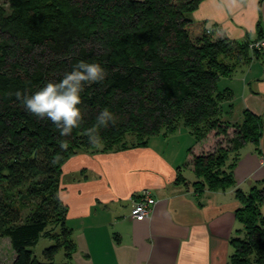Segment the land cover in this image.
<instances>
[{"label": "trees", "instance_id": "obj_1", "mask_svg": "<svg viewBox=\"0 0 264 264\" xmlns=\"http://www.w3.org/2000/svg\"><path fill=\"white\" fill-rule=\"evenodd\" d=\"M202 1L0 2V237L11 241L12 264H58L61 251L67 261L73 257L77 246L60 190L63 166L80 151L144 145L184 125L195 138L189 153L196 189L235 186L236 161L246 144L260 142L264 117L246 110L241 122L224 121L223 104L234 94L218 83L260 53L191 19ZM81 60L101 63L106 76L85 84L80 126L62 136L54 123L28 112L15 92L31 95ZM105 106L116 120L92 145L87 129ZM211 139L212 147L195 152ZM236 195L243 227L230 240L229 264H264V186ZM42 237L54 244L41 259L34 248Z\"/></svg>", "mask_w": 264, "mask_h": 264}, {"label": "crops", "instance_id": "obj_2", "mask_svg": "<svg viewBox=\"0 0 264 264\" xmlns=\"http://www.w3.org/2000/svg\"><path fill=\"white\" fill-rule=\"evenodd\" d=\"M238 43L264 39V0H203L189 14ZM220 90L233 91L222 119L239 123L244 112L264 117V55L253 56ZM215 139L196 145L212 147ZM195 138L181 125L144 145L106 152L80 151L63 166L60 197L77 250L65 264H229L237 220L238 189L264 186V130L258 145L248 143L234 167L235 186L198 191L189 149ZM180 179V181H179ZM181 179L184 181L181 182ZM150 189L157 200L151 216L132 217L133 196ZM264 216V203L261 205ZM67 262V263H66Z\"/></svg>", "mask_w": 264, "mask_h": 264}, {"label": "clouds", "instance_id": "obj_3", "mask_svg": "<svg viewBox=\"0 0 264 264\" xmlns=\"http://www.w3.org/2000/svg\"><path fill=\"white\" fill-rule=\"evenodd\" d=\"M106 76L104 66L99 62L79 61L71 70L63 73L59 80H49L31 95L17 90L28 112L37 118H46L55 124L62 136L70 135L80 126L81 103L85 84L103 81ZM116 114L110 107H103L95 117V123L87 129L88 141L98 145L102 141L99 130L115 122Z\"/></svg>", "mask_w": 264, "mask_h": 264}, {"label": "built area", "instance_id": "obj_4", "mask_svg": "<svg viewBox=\"0 0 264 264\" xmlns=\"http://www.w3.org/2000/svg\"><path fill=\"white\" fill-rule=\"evenodd\" d=\"M254 53L258 52L264 55V39L256 40L250 43ZM157 204V200L150 189H144L133 196L132 217L144 220L151 216Z\"/></svg>", "mask_w": 264, "mask_h": 264}, {"label": "rangeland", "instance_id": "obj_5", "mask_svg": "<svg viewBox=\"0 0 264 264\" xmlns=\"http://www.w3.org/2000/svg\"><path fill=\"white\" fill-rule=\"evenodd\" d=\"M5 0H0V2H4ZM252 43V42H250ZM250 43H249V51L250 53H252V55H254V51L253 49H251L250 47ZM263 135V134H262ZM132 137H128L127 140L131 141ZM264 158V156H263ZM24 212V216H26L29 212V210L25 209L23 210ZM54 244V241L49 240L47 238L42 237L39 241V243L35 246L34 248V252L36 255H38L39 258H43V250L51 245ZM16 257V253L12 248L11 245V241L9 238L6 237H0V264H12L14 259ZM65 260V255L64 252L61 251L56 259L55 262L58 264H61L63 261Z\"/></svg>", "mask_w": 264, "mask_h": 264}, {"label": "bare ground", "instance_id": "obj_6", "mask_svg": "<svg viewBox=\"0 0 264 264\" xmlns=\"http://www.w3.org/2000/svg\"><path fill=\"white\" fill-rule=\"evenodd\" d=\"M258 52H260V51H258ZM261 54V53H260ZM261 55H263V54H261Z\"/></svg>", "mask_w": 264, "mask_h": 264}]
</instances>
